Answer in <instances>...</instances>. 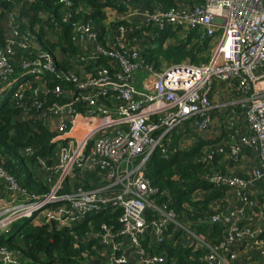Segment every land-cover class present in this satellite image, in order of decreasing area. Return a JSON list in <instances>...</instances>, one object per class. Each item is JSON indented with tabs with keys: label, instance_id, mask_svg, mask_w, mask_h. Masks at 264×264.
<instances>
[{
	"label": "built area",
	"instance_id": "2783aa9c",
	"mask_svg": "<svg viewBox=\"0 0 264 264\" xmlns=\"http://www.w3.org/2000/svg\"><path fill=\"white\" fill-rule=\"evenodd\" d=\"M59 2L63 20L71 22L70 0ZM122 20L130 26L114 25ZM104 25L102 32L92 21H72L82 53L68 69L59 68L50 52L33 48L29 36L14 27L0 47L1 98L11 94L18 103L37 96L35 88L26 93L34 80H60L70 86H54L57 97L67 94L63 103L45 107L33 100L58 130L53 163L41 161L53 183L50 192L26 190L0 160V185L13 194L0 204V234L20 219L35 217L38 222L42 215L59 227L87 225L84 234H73L93 242L86 253L91 263L179 264L161 251L167 234L179 233L183 243L207 248L202 258L206 264H264V201L259 197L264 198V0H205L194 6L180 0L175 7L153 10L132 2L126 11L109 9ZM144 26L152 27L147 35L158 27H179L181 33L196 28L202 36L214 38L211 57L199 65L186 60L160 69L145 63L146 39L131 36ZM102 59L108 65L99 64ZM138 74L141 81L147 76L141 87ZM217 80L226 84L225 94H237L245 131L239 141L207 150L205 159L222 154L241 165L242 144L252 150L255 165L242 171L245 175L212 172V181L229 186L223 200L211 205L214 212L199 221L210 225L206 234L215 224L222 226L213 241L153 198L157 190L145 170L153 152L163 147L167 136L183 130L187 120L203 117L197 121L200 130L210 125V114L217 108ZM42 91L47 94V87ZM101 98L119 102L105 104ZM77 175L80 182L92 176L88 187L73 185ZM66 182L71 187L63 193ZM108 209L120 210L117 222H96L94 217ZM0 254H6L0 261L17 263L5 247L0 246Z\"/></svg>",
	"mask_w": 264,
	"mask_h": 264
},
{
	"label": "trees",
	"instance_id": "16d2710c",
	"mask_svg": "<svg viewBox=\"0 0 264 264\" xmlns=\"http://www.w3.org/2000/svg\"><path fill=\"white\" fill-rule=\"evenodd\" d=\"M180 0H70L74 10L71 22L63 20L59 0H0V47L6 45V36L10 28H16L21 34L28 35L33 48L50 52L59 68H71L79 60L82 53L74 40L72 21H92L104 31L109 9L117 11L128 10L132 2L142 3L150 10L156 8H172ZM194 6L205 0H181ZM78 9V11H76ZM130 26V22L122 20L114 23ZM151 26L135 29L131 36L145 38L142 59L145 63L161 68L164 64L190 61L202 64L209 61L213 47L212 37L202 36L196 28L180 32L179 27L165 26L154 28L153 34H146ZM99 64H107L102 59ZM108 65V64H107ZM56 83L64 89L70 86L58 81H32L26 93L34 88L39 94L26 97L16 102L11 94L0 97V160L9 174H12L19 184L28 191L48 194L52 187L41 161L51 165L54 161L58 141L57 128L43 116V111L37 109L33 100L39 99L45 107L53 103H63L69 98L66 93L57 97L53 93ZM36 86L38 88H36ZM47 87V94L42 90ZM102 103H118L108 98H101ZM82 108V107H80ZM213 114V113H212ZM212 114V120H214ZM203 117L196 116L186 121L183 130L175 131L164 140L163 147H158L150 157L146 166V175L151 180L156 193L153 198L159 203L173 209L188 225L203 233L207 239L217 241L220 224L212 227L213 232L206 234L211 227L199 221L207 219L214 210L211 205L223 200L229 186L210 179L212 172L227 173L222 161V154H216L212 161L205 159L207 150L217 144L229 145L239 141L240 129L229 120H222L216 130L207 126L200 130L197 121ZM225 122V123H224ZM190 140L182 146L184 137ZM234 136L236 139H234ZM242 146V154H252L247 146ZM30 148V152L28 149ZM229 150V146H225ZM240 175H245L241 174ZM92 176L80 182V176L73 179V185L83 184L88 187ZM1 184V183H0ZM71 185L66 182L65 193ZM1 189V188H0ZM200 192V193H199ZM199 193V194H198ZM264 201L263 195L259 196ZM224 201L222 202V204ZM120 210L103 211L94 218L100 223L117 222ZM24 218L14 222L0 234V246L5 247L15 255L16 264H96L86 258L87 250L91 249L92 241L84 242L76 237L87 230V225L81 227H59L54 222H48L46 217ZM118 224V223H117ZM172 228H170V232ZM169 258H176L179 264H206L202 260L207 252L203 245L185 244L177 233L170 235L161 246ZM0 264H9L0 261Z\"/></svg>",
	"mask_w": 264,
	"mask_h": 264
},
{
	"label": "rangeland",
	"instance_id": "374dc122",
	"mask_svg": "<svg viewBox=\"0 0 264 264\" xmlns=\"http://www.w3.org/2000/svg\"><path fill=\"white\" fill-rule=\"evenodd\" d=\"M112 19L116 20L117 16L114 15L112 17ZM132 20L137 22L136 21L137 19L135 17H132ZM218 37L216 38V41L218 40ZM225 87H226V84L223 83L222 81L217 80L215 82L214 88H216V91L223 90ZM220 95H222V97H220ZM214 99H215V101H213V102H214V105L217 106V108L214 110V112L212 114L214 120H212V123L210 125L214 131L216 130V126H219L222 120H230V115H232L231 118L237 119L236 123L238 126L241 125L240 127L242 129L245 128V126H242V124H241V123H244L245 120H244L243 114H242L243 109L241 108V106H239L237 104V94L236 93L227 92L225 94V92H221V94H219V96L216 98L214 97ZM231 111H232V113H231ZM245 124H246V122H245ZM183 140H185V141H183L182 144H187L190 141V140H186V136L184 137ZM237 168H240V167H236V169Z\"/></svg>",
	"mask_w": 264,
	"mask_h": 264
},
{
	"label": "crops",
	"instance_id": "0c3cea01",
	"mask_svg": "<svg viewBox=\"0 0 264 264\" xmlns=\"http://www.w3.org/2000/svg\"><path fill=\"white\" fill-rule=\"evenodd\" d=\"M146 78H147V76L144 75L142 77V81H141L140 80V74H138L137 75V86L138 87H141L143 85V83H144V81H145ZM221 92H225V90L224 89L223 90H220L219 92H217L214 95V97L215 98L218 97L219 94H221ZM220 97H222V95H220ZM231 117H232V115H230V118ZM241 124H242V126H245V123H241ZM240 126H239L240 133H242V132L245 131V129H242ZM227 157L228 156L224 155L223 158H222L223 163L226 165L227 173L230 170L234 174H239V173H242V171H245V170L249 169L251 166H254L255 165V161L253 159V152H252V154L245 152L244 157H243L244 159H243L241 165H238V164L233 165V162L230 161ZM236 167H240V168H237L236 169ZM0 188H1L0 189V204H2L3 202H5V201L9 200L10 198H12L13 197V194L11 192H9L7 189L3 188V186H1V185H0Z\"/></svg>",
	"mask_w": 264,
	"mask_h": 264
},
{
	"label": "water",
	"instance_id": "95a60500",
	"mask_svg": "<svg viewBox=\"0 0 264 264\" xmlns=\"http://www.w3.org/2000/svg\"><path fill=\"white\" fill-rule=\"evenodd\" d=\"M122 1H125V0H122ZM5 257H6V254H0V259H4Z\"/></svg>",
	"mask_w": 264,
	"mask_h": 264
}]
</instances>
